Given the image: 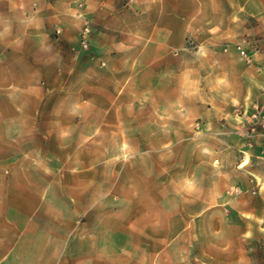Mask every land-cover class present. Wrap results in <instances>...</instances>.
<instances>
[{"label":"crops","instance_id":"obj_1","mask_svg":"<svg viewBox=\"0 0 264 264\" xmlns=\"http://www.w3.org/2000/svg\"><path fill=\"white\" fill-rule=\"evenodd\" d=\"M116 2L98 0L97 7L93 3L95 9H91L90 16L118 32L116 37L108 35L117 52L105 51L102 46L97 57L83 60L76 57V75L84 79L70 81L69 95L64 96L60 92L59 64L64 42L73 34L63 23L64 0H0V141H5L4 150L9 149V154L0 156V167H5V171L9 167V173H0V214L4 215L0 223V264H29L32 248L36 247L35 254L42 264H59L66 251L63 236L67 233H61L59 227L51 231L34 227L37 236L30 238L31 215L40 212L43 204L55 209L62 205L55 200L53 192L44 195L32 186L31 183L39 182V176L13 172L17 167L35 165L28 157L31 150L46 149V143L52 141L60 145L59 135L65 129L76 134L75 143L81 144L80 150H93V135L99 133L133 134L132 144L120 140L111 147L145 151V161L140 159L141 174L135 171V182L141 185L121 196L127 207L118 214L120 226L112 228L135 230L138 237H150L155 253L159 246H164L165 252L157 254L150 264L205 261L216 264L217 253L244 255L245 263L250 264L247 237L243 241L239 236L234 248V241H207L202 236L203 230L212 229L215 220L209 199L223 198L219 191L210 189L213 183L222 184L221 164L214 165L212 157L206 156L197 163L186 159L175 164L171 155L193 135L199 149L214 151L213 156L220 160L222 150L246 149L249 154L246 164L252 159L264 165L261 144L264 135L255 134L250 148L242 135L255 105L264 109V92L257 89L259 94H256L253 83L264 81V0H231L230 5L222 4V0H131L133 12L127 9V14L110 16L109 8L97 11L99 6L110 7ZM70 20L76 27L79 25L78 17ZM123 21L134 23V29L122 26ZM57 29L61 33L56 35ZM100 34L106 33L103 30L92 33L95 46H101L96 41ZM127 35L134 43H127L124 39ZM237 45L247 50L249 61L239 55ZM131 53L132 61L124 66L121 60ZM98 57L107 63L101 70L107 72L108 81H93ZM116 63L120 69L132 71V81H109L108 71L115 70ZM64 115L70 119L69 126L62 125ZM237 125L242 128L241 136L235 130ZM98 144L111 148L109 142ZM17 150L23 152L21 157L17 156ZM36 159L46 161V158ZM79 160L76 158L85 167L94 163L90 153ZM239 160L240 157L236 160L237 168L242 167ZM175 165L181 168L175 171ZM162 166L165 169H160ZM246 172L247 177H232L233 185L240 184L234 190L241 192L245 187L244 193L259 194L264 189V175L256 170ZM86 176L94 178L93 174ZM14 182L21 185L14 186ZM174 182L181 183L183 188H174ZM190 183L194 186L197 183L195 191H190L193 187ZM65 197L71 199L67 204L69 209H86L90 216L94 210L102 211L106 203V199L95 201L99 196L93 191L85 195L68 192ZM138 198L149 203V221H143L147 211L128 209L136 201L125 199ZM158 199L164 201L159 204ZM173 199L194 200L192 204L182 200L175 207ZM254 210L258 209L251 208V212ZM230 212V217L244 221L239 211ZM18 215L23 218L21 223L15 221ZM230 217L225 218L224 232L229 228ZM100 219L94 215L90 218L96 230L105 229ZM235 227L242 229L240 225ZM192 230L198 231V240L193 241L196 254L186 252L191 245ZM85 241L81 257L86 264H93L97 250L89 238ZM74 242L71 240L69 252L76 257L79 251Z\"/></svg>","mask_w":264,"mask_h":264},{"label":"rangeland","instance_id":"obj_2","mask_svg":"<svg viewBox=\"0 0 264 264\" xmlns=\"http://www.w3.org/2000/svg\"><path fill=\"white\" fill-rule=\"evenodd\" d=\"M46 1L51 2L52 0ZM129 1L131 0H117L113 6H99L97 11L102 8H109L111 14L110 16H117L118 13L127 14L125 11L127 9L130 12H133V7L129 5ZM230 1L231 0H222V4L226 3L227 5H230ZM64 2V8L62 9L64 16L63 23L66 25L67 31H69L70 34L73 33L70 38H68V42H64V52L62 54V60L59 64L61 75L58 77L60 78V81H62L60 92L65 96L69 95L70 81H82V79H84L83 76L79 74L78 76L76 75V70L74 68L76 57H79V59L82 60L85 58L97 57L98 49L102 46L105 51L116 53L117 50L116 48H113L108 35L115 34L114 36L116 37L118 32L102 26L101 21L96 20V22L91 19V9L94 8V4H96L97 7L98 0L93 1L94 4L92 2H88V0H64ZM76 17L80 19L77 27L73 24V21L70 20V18ZM115 18L117 19V17ZM134 25L135 24L130 21L122 22V26H126L131 30L134 29ZM114 26H116V24ZM85 27H89V32L87 34L88 45L87 47H82V31ZM57 30L55 31L56 35L61 33ZM94 30H103L106 33L104 35L100 34L99 40H96L101 46H95V42L93 43V39H91ZM125 38L127 43H134V39L130 36L127 35L124 39ZM132 58V53L127 54L126 57L121 60V63H124L123 65L125 66L128 61H132ZM96 61H99V66L94 64L95 70L93 81H108L106 79L107 72L105 70H101V66L106 67L107 65L105 59L101 60L100 57H98ZM120 67L119 64L116 63L114 67L115 70L108 71L110 73L109 81H132V71L127 68L120 69ZM262 82L264 81H253L254 92H256L257 89L260 92H264ZM256 94L259 93L256 92ZM235 103L237 104L236 101ZM69 120V117L64 115L62 117V125L69 126ZM111 122L114 121L111 120ZM239 126L240 125H237L235 130L238 135L241 136L242 128ZM75 136L76 134L69 130L65 129L61 131V134L59 135L61 140L60 145L57 142L52 141L46 143L48 147L46 149H41L40 151L31 150L28 157L31 158L35 165H31L29 167L25 166L23 167L24 170L21 169L22 167H17L18 170L16 169V171H13L15 173L23 171L25 173H29L30 175L39 176V182L31 183L32 186L43 191L44 195L53 192L57 197L55 200H58V202L62 205V208L55 209L43 204L39 208L40 212L37 211V213L31 215V219L28 221L30 238L32 239L37 236L35 233L36 231H34V227H37L40 230L47 229L48 231L59 227V231H61V233H67L63 236L66 240L64 241V244L67 245L65 249L66 251L65 253H62L63 256L59 264H86L84 261L85 259H82L81 257L80 251L84 253V248L87 244L85 239L87 238L90 239V243L94 244L95 250H97L94 255L93 264H150L151 260H154L157 254L165 252L164 246H159L157 252L155 253V247L151 244L152 241L150 237H138L135 234L138 231L135 230H114L112 228L116 225H118V227L120 226L119 223L121 219L118 214L123 213L127 207V205L123 204L124 199L121 196L127 193H132L136 185L138 188L141 185V182H135V171L138 172V174H141L143 166L141 167L140 159L145 161V151H139L133 148L118 149L111 147L114 143L120 140L128 141L129 144H132L134 140L133 134H94L92 140L95 143V147L90 151H86L85 149L80 150L81 144L78 143V146L76 145ZM187 137L188 135L185 136V138ZM102 141H105L106 143L109 142L108 145L111 148L105 149L98 144ZM78 142H80L79 139ZM0 144V156L4 157L6 153L9 154V149L7 151L4 150L3 147H5V141H0ZM75 147H78L79 149H75ZM22 153L23 152L21 150H17V156L21 157L23 155ZM86 153H90L94 158L92 166L85 167L76 162V158L80 161L79 159L81 157H85ZM213 153L214 151H203L199 149L197 147L196 137L194 138L193 135H190L189 139L186 140V143H184L183 146L182 144H179L178 148L174 150L171 155L172 159H175V164L182 163L181 161L186 159H190V161L197 163L200 157L205 158V156L207 159L212 157V163H214V165L221 164L219 169H221L223 174L222 184L221 186H214V183L212 182L213 184L210 189L219 191V193L223 195V198L209 199V204L212 205L210 206V211L215 214L213 215L215 220L211 223L212 229L206 228L205 231L203 230L202 236L207 241L212 239L215 241L225 239L234 241V248H237L239 236L243 241H245L247 237V251L252 258L250 264H264V189H262L259 194L250 196L247 193H244L245 187L241 192L235 191L234 188L238 186L240 188V184L235 186L231 182L232 177L235 175L239 178L243 176L247 177L249 174L246 170H256L264 175V165L256 163V160L252 161L251 159L248 164L237 168L236 160L240 157V151L237 149L228 148L227 150H222L220 152L221 160L218 159L219 157H214ZM39 157L42 159L46 158V161L37 160L36 158ZM48 159L51 161H48ZM136 159L137 164L135 165ZM38 161H40V164H36ZM142 164H144V162H142ZM7 168L8 171H5V167H0V173H9V167ZM180 168L181 166H174L175 171ZM160 169H165V167L162 166ZM87 173L93 174V180L86 176ZM119 176H121L120 180L117 181ZM195 184V186L191 184L193 187L190 185V191H195L197 189V183ZM13 185L20 186L21 182H14ZM174 188L182 189L183 187H181V183L174 182ZM75 191L78 195H85L87 191H93L99 196L98 198H95V201L106 199L103 210H100L99 213L97 210H94L95 212L93 211L94 213H91L90 216V214H88V210L86 209H69L67 204L71 199L66 198L65 195L66 193L68 194V192L71 193ZM103 195H105V197L101 198L100 196ZM125 200L131 202L134 200L136 201L134 206L132 205L128 208L132 209V212H138L140 210L143 212L149 211L150 206L147 199L138 198ZM182 200H184L185 203L192 204L194 199H173L175 207L179 204L178 202H181ZM215 200L217 203L214 202ZM158 201L160 204V201L163 202L164 199H158ZM219 201H221V203ZM226 208L229 213L226 212ZM251 208L258 210L251 212ZM230 210L239 211L240 217H242L244 221L241 219L237 221V217L235 215L233 218L230 217ZM149 212L147 214V218L143 219V221H149ZM93 215L98 217V219L101 218L100 221L104 223L105 229L96 230L93 228V223L90 220ZM2 216L4 215L0 214V223L1 221H4L1 219ZM158 217L161 218L162 215L158 214ZM228 217H230V220L227 222L229 228L225 230L226 232H224V221L225 218ZM22 220L23 218L20 215H18L15 219V221L20 223ZM236 225L242 226V229H237L235 227ZM197 232V230L191 231V245L186 250L188 254L193 252L194 254L197 253L193 245V241L196 242L198 240ZM96 234L99 236H96ZM71 240L73 242L76 241V249L79 251V256L74 257L72 255L73 253L71 254L69 252ZM37 249L38 247L32 248L33 252L31 253L29 264H42L41 260L39 261L37 254H35L37 253ZM175 253H177L176 250ZM214 257L217 258L215 261L216 264H246L244 261L245 256L238 255L237 253H217ZM96 261H98V263ZM212 262L214 261H205L203 264H213ZM13 264L17 263L15 262Z\"/></svg>","mask_w":264,"mask_h":264},{"label":"built area","instance_id":"obj_3","mask_svg":"<svg viewBox=\"0 0 264 264\" xmlns=\"http://www.w3.org/2000/svg\"><path fill=\"white\" fill-rule=\"evenodd\" d=\"M59 31V30H57ZM89 32V27H85L82 31V39L81 44L82 47H87L88 45V38L87 34ZM237 49L239 52V55L245 59L246 61H249L251 59L250 55L247 53L246 49H243L240 47V45H237ZM248 126L246 130L242 133V135L246 138V147L250 148L253 146V136L255 134L264 135V109H262L259 105H255L252 112L248 114ZM261 144L264 145V139H262ZM249 160V154L246 149H242L240 151V160H239V166L245 165ZM255 192L254 190L252 191Z\"/></svg>","mask_w":264,"mask_h":264}]
</instances>
